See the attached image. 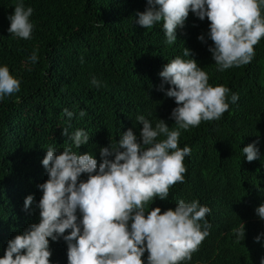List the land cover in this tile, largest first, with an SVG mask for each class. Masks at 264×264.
<instances>
[{"label":"trees","instance_id":"obj_1","mask_svg":"<svg viewBox=\"0 0 264 264\" xmlns=\"http://www.w3.org/2000/svg\"><path fill=\"white\" fill-rule=\"evenodd\" d=\"M20 2L34 10L30 39L8 32V17ZM147 7V0H0V66L20 81L19 92L0 99V257L10 239L39 223L42 191L37 185L48 179L42 165L48 147L57 154L68 146L77 154L88 152L99 165L100 148L116 144L129 128L139 139L138 115L153 128L159 119L170 130L177 127L170 118L177 105L165 94L170 85L158 90L163 82L159 73L177 56L190 59L183 55L187 48L207 72L209 84L230 89L229 109L219 120L180 129L179 146L191 149L183 161L184 182L170 187L167 200L150 201L146 211L174 210L180 199L198 200L211 209L206 216L210 234L181 264H261L264 219L256 209L264 204V38L254 46L250 63L221 72L208 50L213 42L207 18L200 20L190 11L176 29V42L169 44L162 22L146 29L136 23L137 13ZM34 51L35 63L30 60ZM93 77L99 87L91 83ZM234 93L239 98L232 103ZM65 108L74 113L71 119ZM63 128L69 136L84 130L89 142L76 148L61 135ZM257 140L259 158L248 162L242 149ZM80 180L86 181L87 174ZM30 194L34 202L25 211ZM242 223L245 238L237 242L232 230ZM49 243L51 264H68L63 237ZM147 256L146 251L144 264Z\"/></svg>","mask_w":264,"mask_h":264},{"label":"clouds","instance_id":"obj_2","mask_svg":"<svg viewBox=\"0 0 264 264\" xmlns=\"http://www.w3.org/2000/svg\"><path fill=\"white\" fill-rule=\"evenodd\" d=\"M147 5L145 11L137 13L136 23L146 29L162 22L169 44L176 42V29L184 26L190 11L200 20L207 18V35L213 42L208 50L221 72L250 63L255 55L254 46L264 38V0H147ZM33 11L22 2L14 6V13L8 17L10 35L31 38L33 24L29 18ZM198 39L205 41L204 35ZM183 55L191 58L177 56L159 73L163 82L158 90L165 91L164 83L170 85L165 94L174 98L177 105L170 117L177 127L170 130L159 119L153 128L149 120L138 115L136 120L142 125L139 139L129 128L116 144L100 148L99 165L88 152L77 154L68 146L57 154L53 147H48L42 160L48 179L37 185L42 191L37 204L39 223L30 224L7 242L0 264H51L49 241L61 237L67 243L68 264H144L142 257L146 251L147 264H181L191 260L192 253L210 234L206 216L211 209L198 200L183 199L174 210L163 212L160 207L146 211L145 205L153 203L156 197L167 200L170 187L184 182L187 169L183 161L191 149L179 146L180 129L219 120L229 109L230 89L209 84L207 72L192 58L191 50L184 48ZM30 60L37 61L35 51ZM91 83L100 86L95 77ZM19 90V79L6 65L0 66V99ZM238 98V94H232V103ZM63 112L69 119L74 115L67 108ZM85 114L79 113L81 117ZM61 135L78 149L90 139L82 129L69 136L68 129L63 128ZM160 136L165 138L158 140ZM257 144L258 140L242 149L248 162L259 158ZM82 174H87L86 181L80 180ZM33 202L34 196L28 195L24 210L28 211ZM256 213L264 219V204ZM66 230H70L67 235ZM232 231L237 242L244 240L243 223ZM259 239L255 238L257 242Z\"/></svg>","mask_w":264,"mask_h":264}]
</instances>
